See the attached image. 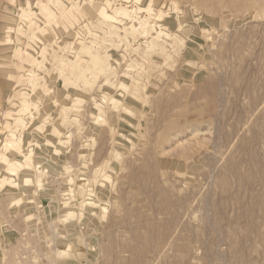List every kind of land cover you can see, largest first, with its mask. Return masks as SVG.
I'll list each match as a JSON object with an SVG mask.
<instances>
[{"label": "rangeland", "instance_id": "1", "mask_svg": "<svg viewBox=\"0 0 264 264\" xmlns=\"http://www.w3.org/2000/svg\"><path fill=\"white\" fill-rule=\"evenodd\" d=\"M148 2L0 0V264H264V0Z\"/></svg>", "mask_w": 264, "mask_h": 264}, {"label": "bare ground", "instance_id": "2", "mask_svg": "<svg viewBox=\"0 0 264 264\" xmlns=\"http://www.w3.org/2000/svg\"><path fill=\"white\" fill-rule=\"evenodd\" d=\"M104 1V0H103ZM138 5H139V9L141 8V6H144L145 5V3L146 2H148V0H134ZM150 2V1H149ZM149 2H148V4H149ZM6 10V9H5ZM31 12H30V10L28 11H25V13H22V15H21V17H20V22H26V21H28L29 20V18H30V16H31ZM117 14H119L121 17H126V16H128V13L125 11V10H119L118 12H117ZM32 18V17H31ZM17 22V21H16ZM15 23V22H14ZM8 24H10V23H8ZM12 24H13V21H12ZM17 24L18 23H16V25L15 26H17ZM23 24V23H22ZM126 25H128V23H126L125 24V26ZM13 28H15V27H13ZM9 132H10V134L13 136L11 139H9V140H7V141H5L3 144H1V146H2V151L0 152V163H2L3 164V160L1 159L2 157H3V153L5 152V151H9L11 148H14V147H17V145H16V142H18V140L21 138V135H17L16 134V132L14 131V129H11V130H9ZM58 145H60V144H58ZM21 153V152H20ZM12 163L13 164H15L16 166H19V168H20V170H31L32 168H39L40 166H39V164L38 163H36V161H32V160H30V159H28V158H26V159H24V158H21V159H12ZM1 167H3L2 165H1ZM5 172V171H4ZM1 174V173H0ZM5 176V173H3L2 172V174H1V176ZM11 178V181H10V185L13 187V188H16V189H18V183L15 181L16 179L14 178V176H12V177H10ZM18 180V179H17ZM21 181V180H20ZM30 181V179L28 178V177H23L22 178V182H25V183H27V182H29ZM24 183V184H25ZM18 192V191H17ZM9 195H11L10 197L11 198H13L12 200H14L13 202H19L20 201V198L18 197V198H16L17 196H20V195H17L16 193H11V194H9ZM21 200H22V198H21ZM23 202V201H22ZM25 203V202H24ZM28 204H30L31 203V201H28L27 202ZM71 223H69L68 224V226H69V228L70 227H73V224H71ZM67 243V242H66Z\"/></svg>", "mask_w": 264, "mask_h": 264}]
</instances>
